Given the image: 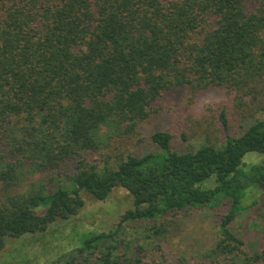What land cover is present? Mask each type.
Segmentation results:
<instances>
[{"label": "trees", "instance_id": "1", "mask_svg": "<svg viewBox=\"0 0 264 264\" xmlns=\"http://www.w3.org/2000/svg\"><path fill=\"white\" fill-rule=\"evenodd\" d=\"M178 88L223 104L180 133L154 132L157 151L129 150ZM249 152L264 153V0H0V250L76 214L83 192L106 200L119 186L134 207L117 229L52 264H173L153 250L222 200L231 209L196 264H264V245L247 251L231 229L245 197L264 192V157ZM127 222L144 223L142 239L126 240Z\"/></svg>", "mask_w": 264, "mask_h": 264}, {"label": "rangeland", "instance_id": "2", "mask_svg": "<svg viewBox=\"0 0 264 264\" xmlns=\"http://www.w3.org/2000/svg\"><path fill=\"white\" fill-rule=\"evenodd\" d=\"M222 97L220 92H210L196 98L188 88H178L165 93L154 105L153 114L141 120L137 126V139L142 138L143 141L130 144L129 150L138 154L157 151L158 147L150 140L154 132L172 129L173 132L180 133L183 127H194L196 119H201L209 106L223 104V100H220ZM232 125L234 131L240 129L237 122L233 121ZM202 138L200 136L183 142L176 137L173 146L180 150L188 149ZM92 155L99 156L95 152ZM263 157L264 153L249 152L245 155V161L254 162ZM39 176L41 174L37 173L34 180ZM263 195L261 189H255L253 193L248 194L244 199L245 207H237V217L231 223V229L245 241L246 250L250 252L261 249L264 245V206L261 205ZM82 196L84 206L71 217L59 218L37 233L8 237L5 246L0 250V264H52L56 260H64L71 251L81 246L87 237L98 232L115 231L121 216L126 210L134 207L131 193L119 186L106 200L97 199L88 192H83ZM257 200L259 204L254 205ZM230 209L231 202L222 200L217 205L193 210L184 217L183 231L171 237L161 251L153 250L154 256L160 259L165 255L173 264H179L181 260L186 261V264L205 261L203 253L215 243L221 217ZM35 211L44 214L47 207L40 205ZM143 224H124L123 234L126 240L130 241L136 237L142 239ZM121 233L120 230L119 234ZM155 244L148 245V248L152 249Z\"/></svg>", "mask_w": 264, "mask_h": 264}]
</instances>
